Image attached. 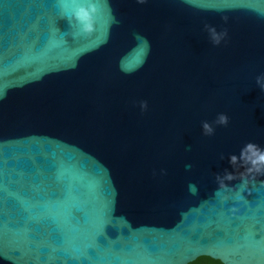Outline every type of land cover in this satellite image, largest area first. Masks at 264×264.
Masks as SVG:
<instances>
[{
  "label": "water",
  "instance_id": "obj_1",
  "mask_svg": "<svg viewBox=\"0 0 264 264\" xmlns=\"http://www.w3.org/2000/svg\"><path fill=\"white\" fill-rule=\"evenodd\" d=\"M261 75L264 0H0V264H264Z\"/></svg>",
  "mask_w": 264,
  "mask_h": 264
},
{
  "label": "clouds",
  "instance_id": "obj_2",
  "mask_svg": "<svg viewBox=\"0 0 264 264\" xmlns=\"http://www.w3.org/2000/svg\"><path fill=\"white\" fill-rule=\"evenodd\" d=\"M144 0H138V3H143ZM96 13V8L93 4H89L87 7L80 6L75 8L74 11L71 13V19L75 21L76 25L79 27V30L82 33H91L94 30V16ZM224 20H227V17H223ZM205 28L207 29V32L213 41V43H219L222 36L226 35V31L223 33H217L216 29L213 27H210L208 25H205ZM256 83L260 87L262 91H264V75L256 77ZM146 103L142 104V108H146ZM218 122L221 124L227 123V117L224 115H221L218 118ZM203 128L206 133H211L212 129L207 123L203 124ZM246 150H254L253 154L255 155V159L252 160V164L256 165L257 163L264 165V151H260L258 149H255L254 145H247ZM233 160L235 158H232ZM227 178H231V176H228ZM219 179V177H218Z\"/></svg>",
  "mask_w": 264,
  "mask_h": 264
},
{
  "label": "trees",
  "instance_id": "obj_3",
  "mask_svg": "<svg viewBox=\"0 0 264 264\" xmlns=\"http://www.w3.org/2000/svg\"><path fill=\"white\" fill-rule=\"evenodd\" d=\"M189 264H222L218 260H213L209 257H199L195 261L189 263Z\"/></svg>",
  "mask_w": 264,
  "mask_h": 264
}]
</instances>
